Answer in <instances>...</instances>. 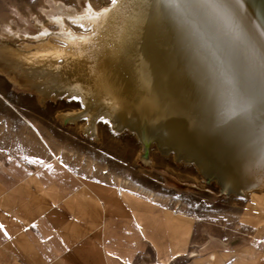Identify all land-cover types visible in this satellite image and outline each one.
<instances>
[{
    "label": "bare ground",
    "instance_id": "6f19581e",
    "mask_svg": "<svg viewBox=\"0 0 264 264\" xmlns=\"http://www.w3.org/2000/svg\"><path fill=\"white\" fill-rule=\"evenodd\" d=\"M232 1L244 28L231 21L227 29L213 0H117L99 9L87 4L81 13L55 5L47 17L61 44L40 24L35 44L4 45L0 61L18 71L7 73L12 82L21 85L20 77L42 99L79 97L82 108L60 115L72 123L86 116L82 129L94 138L103 117L115 132L134 133L143 151L140 139L154 140L163 155L194 165L204 178L212 174L228 194L247 197L264 188V0ZM66 20L88 32H72ZM211 36L238 58L240 82L234 75L208 80L213 50L199 62L198 49ZM226 84L231 93L222 91Z\"/></svg>",
    "mask_w": 264,
    "mask_h": 264
},
{
    "label": "rangeland",
    "instance_id": "374dc122",
    "mask_svg": "<svg viewBox=\"0 0 264 264\" xmlns=\"http://www.w3.org/2000/svg\"><path fill=\"white\" fill-rule=\"evenodd\" d=\"M213 1L215 6L227 11L233 23L246 26V20L232 0ZM111 3L112 0H0V47L21 49L25 43L35 44L33 35L39 32L40 24L51 33L48 39L52 43L61 44L52 36L58 27L48 21L50 9L59 5L64 11L81 13L87 4L99 9ZM66 23L72 32H88V28L68 20ZM211 39L215 38L211 36L209 43L198 49L199 58L201 53L204 57L207 55L206 50H213L212 60L209 58L212 73L202 74H207L208 80L215 74L217 82L223 76L234 75L240 82L241 75L236 71L238 58L217 48V42ZM252 41L257 43L254 36ZM204 60L200 58L199 62ZM17 72L0 61V143L8 146L12 141L10 132L21 130L26 125L24 119L46 131L57 130L55 135L62 146L70 150L72 168L90 191L98 188L100 195L96 202L100 200L104 208L93 207L94 195L74 197L78 203L70 204L73 211L52 213L55 236L49 240L39 233L38 227L24 231L32 224L26 220L38 214L18 213L23 232L32 230L31 236L20 238L23 249L13 244L4 248L0 252V264H162L160 259L167 250L172 254L169 264H206L208 259L211 264H236L238 256L248 250L256 254L252 261L246 259L244 264H264V188L254 189L247 197L224 195L214 182H207L194 165L175 161L171 153L163 155L153 143L144 153L134 133L126 129L115 132L101 118L96 122L94 138L82 129L85 116L72 123L58 115L82 108L81 102L63 96L41 100L20 77L21 85L8 78L7 73L17 75ZM226 85L221 87L222 91L230 92ZM237 88L236 93H246ZM211 93L207 97H212ZM121 190L136 193L138 200H150L153 219L147 215L141 217L143 233L135 222L133 197L122 196ZM80 198L82 201L78 200ZM36 200L43 204V198L26 194L21 198L26 208ZM14 216L13 212H0V223L6 228L16 224ZM179 224L185 226L181 229L184 234H177L175 227ZM177 235L184 237L176 239ZM39 240L43 242L41 246L34 243ZM44 244H50L52 249L46 250ZM17 251L24 260L9 259L11 253ZM189 251L195 256H189ZM38 256L56 259L37 260ZM128 257H131L130 262Z\"/></svg>",
    "mask_w": 264,
    "mask_h": 264
},
{
    "label": "crops",
    "instance_id": "0c3cea01",
    "mask_svg": "<svg viewBox=\"0 0 264 264\" xmlns=\"http://www.w3.org/2000/svg\"><path fill=\"white\" fill-rule=\"evenodd\" d=\"M40 99L42 100L41 96ZM58 115H60V113ZM24 121L26 125H24L21 130L10 132L12 141L8 146L3 142L0 143V212H13L16 219L14 220L16 224H12L6 228L12 239L4 238L3 233L0 232V247H2L0 252H2L4 248L6 249L7 246H11V244L15 245L16 248L23 249L22 239L20 240V238L31 236L32 230L30 232H23V226L22 228L20 226V220H22L18 219V213L20 212L28 211L38 214L28 218L30 220H26V223H33L34 221L40 230L39 233L42 236L44 234L49 240L51 236H55V232H53L55 226L54 223H52L51 217L52 213L73 211L70 208V204L73 205L74 203H78L74 200V197H88L90 194L94 195L93 207L96 208L97 205H99L101 208H104L100 200L96 202V198L100 195L98 188L96 191L93 189L90 191L91 188L83 184V179L80 177L79 173L72 168L73 159L70 156V150L67 151V149H65L66 146H62V142L55 135L57 130L46 131L38 125L29 122L27 119H24ZM25 157H34L42 160L45 164L51 165L52 168L49 170L38 164H29L26 162ZM101 189L102 188H100V190ZM23 192L25 193L23 194ZM25 194L29 197L43 198V204L37 203L38 200H36V203L29 206L27 205L26 208L25 204L22 203L23 201H21V198L25 196ZM121 195L125 197L130 195L133 197L132 206L134 207L132 210L135 215V222L137 226H139L137 227L139 232L143 233L141 217L147 215L149 218L153 219L150 200H147V198L138 200L136 193L123 190H121ZM78 200H81V198ZM6 202L8 203L7 205H5ZM57 206H62L63 208H58ZM136 207H140V210L136 209ZM175 228L177 229V234L181 235V233H183L181 229L185 228V226L179 224ZM178 235L176 239H183L184 235ZM34 243L41 246L43 242L39 240ZM49 245H45L46 250L52 249ZM18 251L16 253H11L13 255L9 259L13 261L24 260V257L18 256ZM243 254L245 255L240 254L238 256L239 260L235 262L236 264H244L246 259L252 261L256 253L253 250H248L244 251ZM189 256H195V254L192 255L189 251ZM171 257L172 254L168 252V256L166 257L165 254L160 261L162 264H165V261L169 264ZM212 257V254L209 255L210 259H212ZM34 258L35 257H32V259ZM36 259L52 260L56 258L54 256H38ZM130 261L131 257H128V262ZM206 264H211V261L208 259Z\"/></svg>",
    "mask_w": 264,
    "mask_h": 264
},
{
    "label": "snow or ice",
    "instance_id": "6c2138e0",
    "mask_svg": "<svg viewBox=\"0 0 264 264\" xmlns=\"http://www.w3.org/2000/svg\"><path fill=\"white\" fill-rule=\"evenodd\" d=\"M112 3L113 4H116L117 3V0H112ZM79 27H82L83 28L84 26L83 25H79ZM69 99H70V101H74V102L80 103V98L77 97V96H71ZM84 119H87V117L85 116ZM101 121L103 123H105V124L108 123V121L107 120H104L103 117H101ZM25 160L29 164H38V165H41V166H44V167L48 168L49 170H51V168H52L51 165L45 164L44 161L39 160V159L34 158V157H31V158L25 157ZM37 227H38L37 224L35 222H33L31 225H29L28 228H25L24 231H28L29 228L36 229ZM137 227H139V226H137ZM0 232L3 233L4 238H6V239H12V237L10 236V234L8 233V231L6 229V226L4 224H2V223H0Z\"/></svg>",
    "mask_w": 264,
    "mask_h": 264
},
{
    "label": "clouds",
    "instance_id": "9594fccd",
    "mask_svg": "<svg viewBox=\"0 0 264 264\" xmlns=\"http://www.w3.org/2000/svg\"><path fill=\"white\" fill-rule=\"evenodd\" d=\"M214 10L217 12L220 19L223 21L225 27L227 29L231 30L232 29V22H231L228 14H227V11L220 6H214ZM229 114H234V113L229 112Z\"/></svg>",
    "mask_w": 264,
    "mask_h": 264
},
{
    "label": "water",
    "instance_id": "95a60500",
    "mask_svg": "<svg viewBox=\"0 0 264 264\" xmlns=\"http://www.w3.org/2000/svg\"><path fill=\"white\" fill-rule=\"evenodd\" d=\"M259 16H260V15H259ZM256 19H257V18H256ZM257 22L260 23L259 19H257ZM138 140H139V138H138ZM140 141L143 142V144H144V153H145L146 149L148 148V146H149L151 143L154 142V140L149 141V140H145V139H143V140L140 139ZM155 145H157V143H156ZM174 160L178 162V158H175ZM204 176H205V178H206L207 180H212V179L216 180L212 174H207V175H204ZM215 182H216V184L220 187L221 192H223L224 194H228V193H229V191L225 192V191L222 189L221 184H220L217 180H216Z\"/></svg>",
    "mask_w": 264,
    "mask_h": 264
}]
</instances>
